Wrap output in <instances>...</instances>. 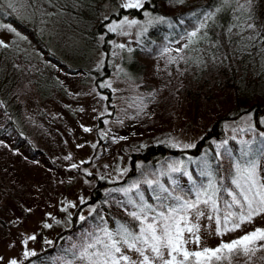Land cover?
Masks as SVG:
<instances>
[{
	"label": "rangeland",
	"instance_id": "1",
	"mask_svg": "<svg viewBox=\"0 0 264 264\" xmlns=\"http://www.w3.org/2000/svg\"><path fill=\"white\" fill-rule=\"evenodd\" d=\"M118 1L116 8L104 3L101 13L112 37L107 70L103 68L106 61L101 48L103 35L98 36V47L87 48L85 53L83 36L63 25L58 11L50 6L42 4L30 10L26 0H14L12 10L19 18H33L50 53L77 71L69 73L58 65H49L14 30L0 26L3 42L19 44L17 64L22 73L14 93L22 106L24 122V139L20 141L16 134H8L7 127L0 130V264H10L12 260L23 264L33 253L51 247L55 236L72 226L71 212L88 199L97 177L116 181L111 187H98L99 204L107 212L129 219H133L131 213L138 211L137 205L141 202L159 212L178 207L177 201L170 197L195 200L210 181L215 185L217 200L223 186L217 182L218 175L226 180L225 196L228 194V197L219 196L222 208L218 206V212L200 204L204 216L196 219L193 213L189 214L191 222L199 226L200 237L199 244L186 245L190 251L205 247L215 249L221 243L264 229V213L255 215L235 230H221L219 234L215 218L208 219V216L219 215L223 220L224 213L238 211V206L227 207L231 203L229 193L238 191L232 184L235 163L255 159L259 174L264 178V138L258 140L254 149L252 137L258 134L252 131L251 125L248 127L247 117L242 116L239 123L233 120L225 124L226 138L240 139L247 147L240 160L232 156L225 138L213 141L216 156L213 157L210 150L203 154L197 177L185 164L187 159L171 153L156 165L142 162L141 149L152 142L168 143L181 150L190 148L213 121L230 112L234 95L216 92L210 99H178L176 90L182 73L178 60L188 42L186 35L175 41L168 40L156 55L141 58V70H128L125 62L132 59V50L136 47L151 50L154 39L147 35L148 29L166 18L148 10L142 11L141 16L116 15L120 5L139 2L141 7L145 0ZM165 22L171 31L176 30L170 20ZM42 75L57 78L59 88H39L35 79ZM260 119L264 123V116ZM86 128L90 131H85ZM255 150L259 151L255 153ZM133 155L136 156L133 158ZM216 158L223 161L224 167H215ZM204 161L205 168L202 167ZM124 189L130 191L126 193ZM162 189L168 192L162 193ZM94 206L91 203L81 211L76 228L67 235V241L51 250L53 255L46 254L28 264H86L79 258L84 245L100 235L101 229L115 231L121 226L108 219L105 210L101 211L99 220L81 222L85 214L93 212ZM135 226L134 231H138V221ZM228 227L231 228V224ZM188 235L185 233L186 239ZM262 244L264 241H258L247 256H234L231 264L256 262L255 259L264 256ZM92 251L95 249H89ZM127 254L137 258L132 251Z\"/></svg>",
	"mask_w": 264,
	"mask_h": 264
},
{
	"label": "trees",
	"instance_id": "2",
	"mask_svg": "<svg viewBox=\"0 0 264 264\" xmlns=\"http://www.w3.org/2000/svg\"><path fill=\"white\" fill-rule=\"evenodd\" d=\"M13 1L0 0V26H8L14 30L49 65H58L69 73L77 71L57 55L50 53L34 19L19 18L12 10ZM26 2L30 10L42 4L57 10L62 24L83 36L86 44L83 50L85 53L87 48H97L98 36L103 35L101 48L106 54L103 68L107 70L112 37L104 26L107 20L102 19L101 13L104 3L107 2L111 7L116 8L118 0H26ZM118 10L116 15L141 16L142 11L148 10L166 18L148 29L147 35L154 39L151 50H141L140 47L132 50V59L130 62H125L128 70L132 72L141 70L140 67H143L141 58L156 55L168 40L175 41L186 35L188 42L184 46L183 55L178 60L182 68L181 84L176 90L178 99L193 101L201 98L210 99L216 92L223 94L232 92L234 95L230 112L213 121L209 129L200 138L194 140L190 148L181 150L168 143L152 142L141 149L139 157L143 160L142 162L156 165L158 160H163L166 154L171 153L187 159L185 164L194 173V177H197L199 174L197 167L204 159L203 154L210 150L211 155L216 156L213 141L216 139L222 141L227 137L225 124L233 120L239 123L242 116L247 117L250 122L248 127L251 125L252 131L258 134L252 137L253 144H251L256 149V144L260 142L258 140L262 141L264 138L262 135L264 123L260 119L264 116V0H145L139 8H125L120 5ZM167 20L176 25L175 31H171L166 26ZM254 29L255 31L252 32ZM193 32L196 33L195 36L191 35ZM18 47V43L13 41L5 43L0 39V120L3 121L0 130L7 127L8 134H16L20 141L24 139V122L22 106L14 93L22 73L21 67L17 64L20 52ZM82 57L86 61V57ZM35 82L42 89H47L49 86L59 88V82L55 77L42 75L40 79H35ZM43 94L46 95L45 90ZM226 139L231 146L232 156L236 160L242 159L240 155L246 151L247 147L240 139L236 141L235 137ZM255 151L257 153L259 150ZM135 156L133 155V158ZM217 159L215 167L219 169L224 167L223 161ZM132 161L134 165L135 161L133 159ZM205 162H203V168L207 165ZM211 162L213 163V160ZM186 165L181 168L184 169ZM96 180L97 183L90 189L88 199L80 202L76 211L69 214L72 226L58 233L51 247L37 254L33 253L23 264L43 258L46 254L53 255L54 252L51 250L54 251L59 243L67 241V235L76 228L79 214L91 203L95 204L93 212L85 214L81 222L86 219L91 223L95 222L102 217L101 211L105 210V213L109 214L108 219L111 218L133 231L136 230V220L107 212V209L99 204L98 187L101 185L111 187L116 181H107L99 177ZM217 182L223 185L217 195V203L221 209L219 196L228 197V194L225 196L227 183L219 175ZM255 261L250 264H264V256Z\"/></svg>",
	"mask_w": 264,
	"mask_h": 264
},
{
	"label": "snow or ice",
	"instance_id": "3",
	"mask_svg": "<svg viewBox=\"0 0 264 264\" xmlns=\"http://www.w3.org/2000/svg\"><path fill=\"white\" fill-rule=\"evenodd\" d=\"M124 7L138 8L140 4L128 3ZM191 35L195 36L196 33ZM84 130L90 131L87 128ZM258 167L255 159L235 163L232 184L238 191L229 193L231 203L227 207L232 209L238 206V211L224 213L223 220L219 215L208 216L210 220L215 218L218 234L221 230H235L242 223L250 222L255 215L264 213V178L260 176ZM123 191L127 193L130 189ZM167 192V189H162V193ZM170 198L177 201L178 207H169L166 211L159 212L154 211L151 205L141 202L137 205L138 211L131 213L133 219L139 222L138 231H133L126 225H121L115 231L101 229L100 235L84 245L79 258L85 260L86 264H231L234 256H247L258 241H264V229H256L236 240L221 243L215 249L205 247L190 251L186 245L190 242L199 244L200 237L197 234L199 226L191 222L189 214L193 213L196 219L204 216L205 212L200 210V204L210 206L213 212L219 211L215 185L210 181L208 187L203 192H198L196 199L192 201L180 197ZM229 224L231 228L228 227ZM185 233L189 234L187 239ZM260 246L264 247V244ZM89 249L95 251L89 252ZM128 251L136 253L137 258L133 259L127 254ZM10 264L17 262L12 260Z\"/></svg>",
	"mask_w": 264,
	"mask_h": 264
}]
</instances>
